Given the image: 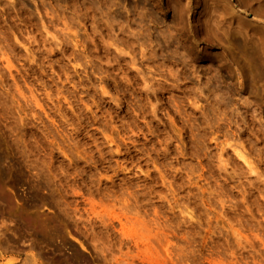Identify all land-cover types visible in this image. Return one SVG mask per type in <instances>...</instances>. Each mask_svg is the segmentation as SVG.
<instances>
[{"label":"clouds","instance_id":"obj_1","mask_svg":"<svg viewBox=\"0 0 264 264\" xmlns=\"http://www.w3.org/2000/svg\"><path fill=\"white\" fill-rule=\"evenodd\" d=\"M177 3L0 0V264H264V0Z\"/></svg>","mask_w":264,"mask_h":264},{"label":"rangeland","instance_id":"obj_2","mask_svg":"<svg viewBox=\"0 0 264 264\" xmlns=\"http://www.w3.org/2000/svg\"><path fill=\"white\" fill-rule=\"evenodd\" d=\"M209 4H212V0H209ZM153 6L158 10L159 15L171 13L173 19L177 21H182L184 19V10L177 3V0H153ZM186 43L189 44L194 51L199 53L201 56V62L204 64L214 66L227 65L229 58L232 55L230 45L226 44L224 40L217 38L215 34L210 32L207 28H205L204 33L200 37H189ZM201 47L205 49L202 53L199 52ZM212 70H214V67ZM134 155L135 153L133 150L127 158L132 159ZM9 194H11L10 190ZM98 210L104 211L105 209L100 208ZM133 247L144 252L147 245H144L143 243L137 244L134 241ZM116 264H120V262L117 261ZM129 264H155V261L151 255H144L141 258H130Z\"/></svg>","mask_w":264,"mask_h":264}]
</instances>
